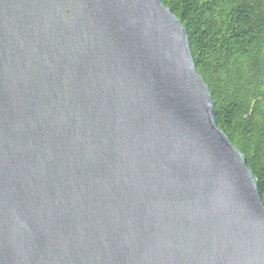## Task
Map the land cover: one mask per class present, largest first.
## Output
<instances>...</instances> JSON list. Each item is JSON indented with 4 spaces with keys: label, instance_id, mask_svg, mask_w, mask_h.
<instances>
[{
    "label": "water",
    "instance_id": "obj_1",
    "mask_svg": "<svg viewBox=\"0 0 264 264\" xmlns=\"http://www.w3.org/2000/svg\"><path fill=\"white\" fill-rule=\"evenodd\" d=\"M161 0H0V264H264V196Z\"/></svg>",
    "mask_w": 264,
    "mask_h": 264
},
{
    "label": "trees",
    "instance_id": "obj_2",
    "mask_svg": "<svg viewBox=\"0 0 264 264\" xmlns=\"http://www.w3.org/2000/svg\"><path fill=\"white\" fill-rule=\"evenodd\" d=\"M183 22L216 120L264 196V0H161Z\"/></svg>",
    "mask_w": 264,
    "mask_h": 264
}]
</instances>
